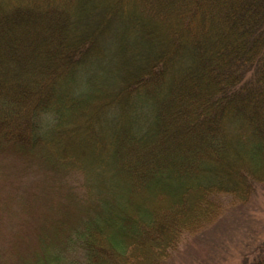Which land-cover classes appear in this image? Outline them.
I'll list each match as a JSON object with an SVG mask.
<instances>
[{
	"label": "trees",
	"instance_id": "16d2710c",
	"mask_svg": "<svg viewBox=\"0 0 264 264\" xmlns=\"http://www.w3.org/2000/svg\"><path fill=\"white\" fill-rule=\"evenodd\" d=\"M72 1L0 0V264H167L264 182L247 160L264 154V0H144L147 20ZM79 132L118 168L56 147ZM173 171L195 186H153ZM119 173L165 197L142 207Z\"/></svg>",
	"mask_w": 264,
	"mask_h": 264
},
{
	"label": "rangeland",
	"instance_id": "374dc122",
	"mask_svg": "<svg viewBox=\"0 0 264 264\" xmlns=\"http://www.w3.org/2000/svg\"><path fill=\"white\" fill-rule=\"evenodd\" d=\"M72 1V0H70ZM75 1V0H73ZM72 1V2H73ZM81 5H86L89 0H76ZM108 4L119 5L123 11L138 12L139 16L147 17L142 14L141 9L144 7V0H108ZM150 24L158 26L161 23H155L151 17ZM167 22L160 26L164 33L174 31L182 26L183 22L178 19V14L170 13L166 17ZM188 33V32H187ZM186 37V36H185ZM92 107L80 109L79 115L73 123V126H79L86 117V114ZM151 113V112H150ZM152 115V113H151ZM230 124V123H228ZM81 128V127H80ZM61 138V137H60ZM66 143H57L56 147L69 153L82 157V159L93 162H100L103 166H116L113 161L106 160L103 149L96 151L86 135L82 136L79 132L77 135H69ZM248 165L258 169L264 164V154L247 156ZM216 162V161H214ZM228 164L235 162V157L228 156L225 159ZM210 164V163H208ZM117 167V166H116ZM118 168V167H117ZM114 168V173H118ZM119 170V169H118ZM39 174V173H38ZM173 178L163 180L153 186L158 190L163 188L167 195L172 196L173 191L170 189L172 181H182L189 183L190 187L195 186L192 178L187 179L172 172ZM36 179L44 178L41 174ZM57 178V177H56ZM125 181H124V180ZM117 184L126 187L127 195L136 197L142 201V207H150V199L155 198L158 202L160 197L156 191L137 189L132 186V182L126 179L123 174H118ZM145 183L142 182V185ZM169 184V186H168ZM60 186H65L64 181ZM152 186V187H153ZM248 199L245 203L229 206L223 215L212 226L199 232L196 235L188 237L179 247L178 251L172 254L167 264H250L258 256L264 257V182H257L252 185ZM190 193L194 191L190 190ZM143 198V199H142ZM125 229H123L124 231ZM116 232V231H115ZM255 261V260H254Z\"/></svg>",
	"mask_w": 264,
	"mask_h": 264
},
{
	"label": "bare ground",
	"instance_id": "6f19581e",
	"mask_svg": "<svg viewBox=\"0 0 264 264\" xmlns=\"http://www.w3.org/2000/svg\"><path fill=\"white\" fill-rule=\"evenodd\" d=\"M75 2H76V3H75V6L79 4L77 1H75Z\"/></svg>",
	"mask_w": 264,
	"mask_h": 264
}]
</instances>
